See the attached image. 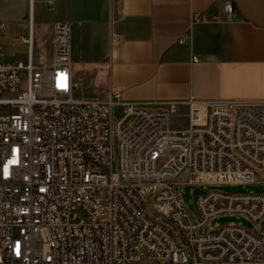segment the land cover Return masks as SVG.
<instances>
[{"label": "built area", "instance_id": "1", "mask_svg": "<svg viewBox=\"0 0 264 264\" xmlns=\"http://www.w3.org/2000/svg\"><path fill=\"white\" fill-rule=\"evenodd\" d=\"M3 32L0 264H264V194L208 189L264 185V100H191L188 126L173 128L178 102L148 108L117 88L81 95L68 23L53 26L46 64L32 33L27 61H8ZM224 215L254 229L204 233Z\"/></svg>", "mask_w": 264, "mask_h": 264}, {"label": "crops", "instance_id": "2", "mask_svg": "<svg viewBox=\"0 0 264 264\" xmlns=\"http://www.w3.org/2000/svg\"><path fill=\"white\" fill-rule=\"evenodd\" d=\"M60 22L81 28L83 62L107 95L181 111L191 100H264V0H0L6 59L26 62L38 32L36 64L48 63Z\"/></svg>", "mask_w": 264, "mask_h": 264}, {"label": "rangeland", "instance_id": "3", "mask_svg": "<svg viewBox=\"0 0 264 264\" xmlns=\"http://www.w3.org/2000/svg\"><path fill=\"white\" fill-rule=\"evenodd\" d=\"M81 28H72L71 33V47L76 52L72 54V62H73V70L75 72L76 78L78 81H81L85 84V89L82 93L83 96L87 97H99L104 98L107 96V92L102 86L96 81L94 77V70L91 66L83 62L82 48L84 46L83 38L81 35ZM43 39L39 37V33L37 32L36 38L34 41L35 47V62L38 63L40 55L43 54L41 49ZM48 43H46L47 45ZM22 88H26V80H22ZM121 109L119 107L115 108V116L116 118L121 117ZM171 126L173 128H186L188 126V111L186 109L180 111L177 115L172 117ZM208 189L221 191L225 194H264V185L263 184H233V185H225V186H213ZM181 196L184 202L189 206L191 211L196 212L195 203H194V195L193 188L188 185H182L181 187ZM147 204L150 207L155 206V202L151 194L145 197ZM237 225L241 224L247 229H254V225L252 222L247 220L244 217L236 216V215H224L221 216L211 222V229H206L204 233H213L214 227L217 226H225V225Z\"/></svg>", "mask_w": 264, "mask_h": 264}, {"label": "water", "instance_id": "4", "mask_svg": "<svg viewBox=\"0 0 264 264\" xmlns=\"http://www.w3.org/2000/svg\"><path fill=\"white\" fill-rule=\"evenodd\" d=\"M198 193H203V191L199 190L198 188L195 189V195L198 194Z\"/></svg>", "mask_w": 264, "mask_h": 264}]
</instances>
